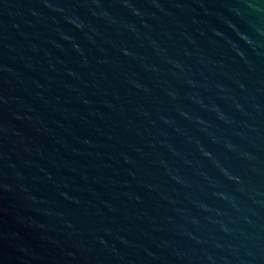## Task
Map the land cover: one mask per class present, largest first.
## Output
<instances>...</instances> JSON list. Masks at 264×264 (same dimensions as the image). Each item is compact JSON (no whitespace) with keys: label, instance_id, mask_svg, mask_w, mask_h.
<instances>
[{"label":"water","instance_id":"95a60500","mask_svg":"<svg viewBox=\"0 0 264 264\" xmlns=\"http://www.w3.org/2000/svg\"><path fill=\"white\" fill-rule=\"evenodd\" d=\"M0 264H264V0H0Z\"/></svg>","mask_w":264,"mask_h":264}]
</instances>
